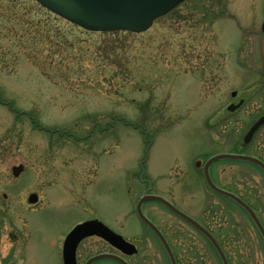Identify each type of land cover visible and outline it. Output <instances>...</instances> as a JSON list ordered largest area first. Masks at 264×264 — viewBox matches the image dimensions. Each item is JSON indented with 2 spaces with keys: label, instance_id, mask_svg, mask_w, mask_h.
I'll return each mask as SVG.
<instances>
[{
  "label": "rangeland",
  "instance_id": "1",
  "mask_svg": "<svg viewBox=\"0 0 264 264\" xmlns=\"http://www.w3.org/2000/svg\"><path fill=\"white\" fill-rule=\"evenodd\" d=\"M41 7L0 0L6 264H62L65 236L95 216L135 245V262L149 256L156 264L162 254L135 213L146 177L153 193L188 215L201 208V196L213 197L210 227L221 232L231 264H264V242L251 222L208 190L193 159L264 156V128L240 147L264 113V0H185L143 33L86 31ZM232 91L239 92L234 102L246 101L228 112ZM230 161L214 163L215 184L244 196L264 221V174L247 161ZM18 164L24 168L13 177ZM31 192L38 194L33 208ZM143 212L159 226H182L178 252L191 239L159 204L146 203ZM192 246L182 247L181 258L195 256ZM80 248L85 255L109 249L95 238ZM208 257L216 264L214 252Z\"/></svg>",
  "mask_w": 264,
  "mask_h": 264
},
{
  "label": "water",
  "instance_id": "2",
  "mask_svg": "<svg viewBox=\"0 0 264 264\" xmlns=\"http://www.w3.org/2000/svg\"><path fill=\"white\" fill-rule=\"evenodd\" d=\"M40 5L63 19L89 31H130L133 33L144 32L149 29L153 21L160 16L167 14L184 0H35ZM261 31L264 33V19L261 24ZM237 105H229L227 110L233 111ZM264 124V116L258 118L248 129L243 137V144L250 142L255 131ZM222 159L242 160L259 166L264 172V163L252 156L243 154H218L210 157L203 166V176L208 187L214 192L225 196L239 206H241L249 215L255 224L259 234L264 240V228L260 223L254 211L235 194L218 188L209 176V166ZM200 165L197 162V166ZM23 166H13L12 174L17 177L22 171ZM37 201V194L32 193L28 196L29 203ZM146 201H156L161 203L177 217L196 228L201 232L216 250L222 264H228L225 254L219 246L216 239L197 221L183 213L170 202L158 195L144 194L136 205V214L140 221L144 223L162 242L173 264H175L170 248L157 227L143 214L142 205ZM89 236H97L108 242L122 254L130 256L137 252L135 246L126 241L120 234L115 233L99 220H87L77 224L65 237L62 246L63 264H76L75 252L79 242ZM104 258H112L121 264H126L120 257L110 254H101L90 258L88 264L92 261Z\"/></svg>",
  "mask_w": 264,
  "mask_h": 264
},
{
  "label": "flooded vegetation",
  "instance_id": "3",
  "mask_svg": "<svg viewBox=\"0 0 264 264\" xmlns=\"http://www.w3.org/2000/svg\"><path fill=\"white\" fill-rule=\"evenodd\" d=\"M263 65H262V68L264 69V66ZM238 96H239V92H237V91H235L234 93L231 92L230 97H231V99L233 101L231 100V102L228 103V105L231 104V103L235 105V104L239 103L240 100H242L243 103L239 106V107H241L245 103L246 100L244 98H241L240 97V98L237 99L236 102H234V99L236 97H238ZM225 108H227V106ZM238 108H236V109H238ZM226 111H227V109H226ZM262 115H264V113H262L260 116H262ZM263 128H264V125H262L257 130V132H259ZM255 156L258 159H260L261 161L264 162V156L263 155L262 156L255 155ZM193 159L195 161L200 160L201 164L197 168L202 173V166H203L204 162L208 159V157L206 156L205 153H201L200 156L199 155H196V156H194ZM214 168L215 167H212V166L209 167V174H210V177L212 178L213 182H214V179H213L214 178V175H213L214 174V172H213V169ZM258 169L261 171L260 168H258ZM11 173H12V168H11ZM143 180H144V185L146 186L145 187V192H147V193H153L151 191L152 184L149 181V178L146 177ZM3 196L6 197L5 194ZM209 197L211 198V204L209 203ZM201 198H203L202 202L201 203H198V204H202L201 205V208H200V206L197 207V211H192L193 212V215H190V216L195 221H197L202 227H204L209 233H212L214 231V229H213V227H210V225L211 226L213 225L212 224V222H213V214H214L213 197H211V196H201ZM241 198L246 201V199H245L244 196H241ZM222 199H226V198H222ZM153 203H156V202H153ZM36 204L37 203L32 204V205H28V206H31L33 208V206H35ZM157 204H159V203H157ZM159 205L162 206L163 209L165 211H167L169 214H171L172 216H174L175 218H177V219H179L180 221L183 222L182 219H180L179 217H177L174 213H172L165 206H163L162 204H159ZM239 209L243 213V215L247 218L246 212L242 208H240V207H239ZM90 219H97V220L101 221L102 223H104L111 230L117 232L115 229H113V227L108 222H106V221H104L102 219H99L96 216L95 217H91V218L84 219L81 222H83L85 220H90ZM183 223L189 228V231H190L189 232L190 233L189 235H190V238L191 239L188 240V241H186V242H184V243L183 242H181V243H183V246L186 245V243H190V244L193 245L192 248H191V252H194L195 256L190 257V258H187V257H182L181 258V256H180L181 253L180 252H182L183 250H185V249L182 248L183 246H181V243H180L181 249H180L179 252L177 251L178 248H176L175 245H174V242H175V240L177 238L180 239V238H182L183 234L185 235V233H183L182 226L180 225V227L177 226L176 228H171L169 225L166 227L165 225L159 226V225L156 224L157 227H158V230L161 232V234L163 235L164 239L166 240L169 248L171 249V252L173 254V259H174L175 264H214L213 261H212L213 258L212 257H208V254L210 252H211V254L214 252V248H213L212 244L196 228L192 227L191 225H189L185 221ZM241 226H242V229L239 230V231L241 232V235H243V238H244L245 237V229H244V227H243L242 224L239 225V227H241ZM147 230H148V232L153 237V242H154L153 244L157 246L158 250L160 251V254H162V256H160V257L158 256V258H157L158 259V262L156 264H173L172 261H171V258L169 257V255H168V253H167V251H166V249L164 247V245L162 244V242L157 238V236L149 228H147ZM255 232H256V230H255ZM17 236H18V234H17L16 230H14L13 232H8V235H7V237L11 240V242L16 241ZM3 237H4V232L0 228V264H6V262L8 261L7 258H6V255L4 254V250H3V244H4L3 239H2ZM93 238L97 239L99 242H101L104 245H106L107 248H109V249L108 250H102V251H99V252L94 253V254L87 253L85 255L84 251H82L83 249H81L80 246H81V244L85 240L93 239ZM4 246H5V244H4ZM10 251H12V248H10ZM147 253L149 254V251ZM99 254H110V255H116V256L119 255V256H121V259L126 264H138V262H135V261H138V258L135 259L134 256H124V255H122L118 250H116L115 248H113L112 246H110L105 240H103V239H101L100 237H97V236H89V237H86L85 239H83V240H81L79 242V244H78V246L76 248V254H75L76 264H88L89 259L91 257H93L95 255H99ZM147 257H148L147 260L143 259L145 261L144 264H155L154 263V260L156 258L153 259V258H150L149 256H147ZM133 259H135V261ZM13 260H15L14 257H11L9 259V261H13ZM214 260L216 261V264H222V262H221V260H220V258L218 256H216V259L214 258ZM13 264H15V263H13ZM90 264H121V263H119L117 260L112 259V258H104V259H99L97 261H92Z\"/></svg>",
  "mask_w": 264,
  "mask_h": 264
},
{
  "label": "trees",
  "instance_id": "4",
  "mask_svg": "<svg viewBox=\"0 0 264 264\" xmlns=\"http://www.w3.org/2000/svg\"><path fill=\"white\" fill-rule=\"evenodd\" d=\"M42 8V7H41ZM44 9V8H43ZM37 26H39V24H37ZM44 30H48V28H47V26L45 25V27H42ZM40 31V30H39ZM38 31V32H39ZM37 32V33H38ZM41 33V32H40ZM46 37H47V35H45ZM39 37H41V36H39ZM212 234L215 236V238L217 239V241L219 242V244L221 245V247H222V249H223V251L225 252V254H226V256H227V254H228V252H226V250H225V242H224V238H222V236H221V232H219V231H213L212 232ZM237 234V238H238V236H240L239 234V231L236 233ZM228 257V256H227ZM229 262H230V260H229Z\"/></svg>",
  "mask_w": 264,
  "mask_h": 264
}]
</instances>
